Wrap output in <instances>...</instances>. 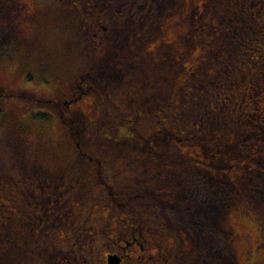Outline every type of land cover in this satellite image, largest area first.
<instances>
[{
  "label": "rangeland",
  "instance_id": "obj_1",
  "mask_svg": "<svg viewBox=\"0 0 264 264\" xmlns=\"http://www.w3.org/2000/svg\"><path fill=\"white\" fill-rule=\"evenodd\" d=\"M19 1L21 0H0V227H3L4 233L5 231L13 232L15 230L13 218L19 215V207L24 210V214L39 212L36 203L38 200L44 204V207L50 209L59 206L54 202V199L49 203L44 199L51 188H44L42 192L34 190L33 198H29L27 190L22 191L21 195L26 198L23 201V206L18 204L21 201L10 200L11 197L19 196L20 192L18 190L20 184L17 183V187H14L15 184L12 181L20 175V171L31 169L30 163L34 162L49 174L74 171L75 169L82 171L85 181L87 177L90 178L85 185L91 199L95 200H101L99 189L102 187V182L100 184L96 179V176L100 175L101 181H104L110 188L103 185V191L108 192L109 201H116V197H121L117 200L119 211L130 212V217L134 218L129 221L132 226L138 224L136 218L145 217L146 212L152 213L155 228L141 226L142 232H140L144 234L146 229L151 227L150 233L156 242L159 240L157 243L160 244L162 237L166 236L177 242L183 235L184 228L189 230L181 218L182 215L189 216L188 213L196 211L198 207L196 202L198 199L193 200V196L188 197L186 193H178L179 191L184 192L178 188L183 186V177L189 174L199 176L196 171L197 167H200L199 160L202 157L199 154L202 151V148L199 147L201 135L194 136L192 141L180 137L187 130V132L199 131L201 133L206 131L208 128L202 126L204 113L217 114L219 108L215 102L223 98L227 92L235 90L237 95L229 97L233 106L238 105L237 109L241 107L243 111L253 113V121L260 116V120L264 122V74L255 75L256 71L264 72V66L259 63L264 59V27L260 31L253 32V37L248 40L249 46L241 42L236 48V52L233 51L228 55L230 51H228L227 45H223L225 41L219 23L224 22L228 26L236 23L233 11L240 15L238 12L240 3L236 4L235 0H199V15L194 12V4L188 3L184 22L188 34L197 32L199 24L200 62L199 72L188 75L184 110L176 109L179 115L176 112L171 114L167 112L168 114H166V110L163 113L164 111H159L157 108L150 112L140 111L138 112L140 113L139 117L135 118L131 124L126 120L129 115H126L124 111L115 114L109 110L106 113L105 108L102 107L98 113V123L93 127L87 128L82 117L79 116L77 132L71 136L63 123L56 118L57 113L48 105L50 104L48 99L56 100L61 91H65L66 79L72 75L74 69H78L79 63L76 58L71 60L63 54V33L57 32L56 34V31L48 29L41 31L40 45L34 52L35 55L41 53L40 49H44L45 53L49 52L48 59L52 67H57L58 73L54 74L57 76L52 75L51 67L47 70L35 69L28 64V58L21 57L22 52L19 44L11 41V38L15 36L14 27L17 26L15 18L18 11L15 6ZM48 1L37 0L43 5H46ZM3 15L6 17L4 20ZM246 17L243 16V20ZM207 31L209 33H206ZM216 37H218L216 40L218 43L212 41ZM191 47L192 41L189 37L188 50ZM217 79L221 81V87L218 89L213 86V81ZM93 84L98 86L99 83L94 82ZM160 84L167 85L165 82H160ZM202 86L204 89L201 88ZM2 87H9L7 89L12 96L3 97ZM154 97L155 102H162L164 94L157 91ZM91 98L92 96L87 95L83 101L90 102ZM205 107L209 108L206 112H204ZM226 112L224 110V114ZM39 114H45V116L42 117ZM227 124L233 126L234 123L229 120ZM262 131L264 133V129ZM123 135H130V137L125 139ZM138 136L148 140V143L140 138L133 139ZM16 137L23 142L21 146L17 144ZM227 140L221 142V150L226 144L232 146L231 138ZM262 142L251 139V150L255 153L261 149ZM148 147L153 151L152 153L147 151ZM230 151L231 149H229ZM193 152L198 154L188 158L178 157L183 160L180 163H176L177 159L173 157L176 153L178 156L179 154H193ZM85 154L91 156L92 160L87 161ZM250 156L237 157V161H235L236 157L225 156V158L228 161L244 162L254 166ZM262 158L264 159V155ZM94 159L100 162V165L95 164L97 162L93 161ZM261 162L262 166L259 167L264 173V162ZM33 169L36 168L33 167ZM239 170L240 168H233L231 172L235 173ZM7 176L12 180H6ZM253 179L255 182L258 180L256 176ZM47 181L50 184V181ZM59 184L60 181L57 179L54 185L58 186ZM193 185L195 189L199 190V180ZM120 186L123 187L121 190H126V192L119 195L114 194ZM183 187L185 189V186ZM63 188V185L60 184L57 188L58 192ZM174 192L176 194L169 197L168 194ZM95 202L96 205L88 203V208L86 210L83 208L79 214L84 217L87 215V211L93 209L99 210L94 214L98 216L111 209V207L103 208L102 200ZM97 202L99 203L97 204ZM121 202H123L122 205ZM148 202L149 210L147 208L145 210L142 206ZM180 206L182 208L179 211L178 207ZM133 208H138V210L133 213L130 210ZM49 216L47 226H42V230H38L47 235L51 233L48 230L53 225H58L53 222L52 215L49 214ZM44 217L46 216L43 215V220ZM227 221L234 233V252L238 264H264V205L255 206L248 204L243 199L234 200L228 206ZM119 222L118 225H121L122 222ZM33 226L27 225L26 230ZM61 227L64 232V225ZM75 227L67 234L60 233L58 235V241L64 248L60 246L62 251L72 249V255L82 256L89 261L87 249L92 246L91 263L94 264L98 256V254L95 255V249L97 247L99 249L100 244L111 246V240L95 235L93 242L88 241L86 231L81 232ZM116 229L123 231L120 238L125 241H129L130 237L138 232V229L123 230L121 226ZM58 231L59 229H53V235H56ZM2 236L3 234L0 237L2 238ZM182 240L185 241L184 238ZM138 241L144 248L143 241ZM82 247L84 250L80 249ZM191 248L193 255L199 251L198 245ZM110 251H118L117 246ZM151 254L153 255V253Z\"/></svg>",
  "mask_w": 264,
  "mask_h": 264
},
{
  "label": "flooded vegetation",
  "instance_id": "obj_2",
  "mask_svg": "<svg viewBox=\"0 0 264 264\" xmlns=\"http://www.w3.org/2000/svg\"><path fill=\"white\" fill-rule=\"evenodd\" d=\"M188 3L194 4V12L199 15V0H49L46 5L37 0H21L15 6L18 11L15 18L17 26L14 27L15 36L11 41L19 44L21 57L28 58L29 65L41 70L51 67L54 75L58 73L57 67L50 65L49 52L45 53L44 49H40L42 54L35 55L34 51L40 45V34L44 29L67 35L62 34L63 54L71 60L76 58L78 69H74L66 79L65 91H61L56 100L48 99L50 104H46L56 111V118L71 136L77 132L79 116L87 128L93 127L98 123V113L102 107L106 113L109 110L115 114L124 111L129 115L126 120L132 124L139 117L140 111L150 112L157 108L163 113L166 110V114H171L178 113V108L184 110L183 107H186L188 75L199 72L200 62L199 24L197 32L188 34L184 22ZM263 16L264 10L259 19V30L264 27ZM189 37L192 41L190 50L187 48ZM94 82H98V86ZM7 88L9 87L1 88L3 97L12 96ZM157 91L164 94L162 102H155ZM87 95L92 96L90 102L83 101ZM155 125L157 126L156 120ZM123 137L126 139L130 135ZM138 138L145 140L140 136L133 139ZM145 141L148 143V140ZM16 142L20 146L23 144L18 137ZM147 151L153 152L149 147ZM188 154H174L173 157L188 158L198 153ZM85 155L87 161L92 160L91 156ZM95 164L100 165V162ZM30 167L31 169L20 171V175L12 181L14 187H17V183L20 184V192L19 196L11 197L10 200L23 202L26 198L21 195L22 191L27 190L29 198H33L34 190L42 192L44 188H51L44 199L47 203L54 199L59 206L50 209L38 200L36 203L39 212L34 211L33 214H24V210L19 207V215L13 218L15 230L6 234L5 238V253L1 258L5 264H92V246L87 249L89 261L82 256L72 255V249L62 251L58 235L67 234L74 226L81 232L86 231L88 241L93 242L95 235L111 240V246L100 244L99 249H95V255L98 256L94 264H199V251L195 255L191 252V247L198 245L194 242L196 234H190L184 228L183 235L177 242L166 236L162 237L160 244L157 243L159 240L156 242L150 233V228H155L152 213L146 212L145 217L136 218L138 224L132 226L129 221L134 218L130 217V212L119 211L117 200L121 197H116V201H109L108 192L103 191V185L107 184L101 181L100 175L96 179L98 183L102 182L99 194L103 208L111 209L98 216L94 214L99 210L90 209L83 217L79 212L83 208L86 210L88 203L96 205V200L101 201L91 199L85 185L89 177L86 182L82 171L77 169L49 174L34 162L30 163ZM5 178L12 180L8 176ZM57 179L64 187L59 192L57 188L60 184L54 185ZM121 188L123 187L120 186L114 194L126 192ZM180 188L184 192L178 193H186L184 187L178 189ZM21 202L18 204L23 206L24 202ZM148 206L149 202L142 208L149 210ZM181 208L178 207V210ZM130 210L134 213L138 208ZM49 214L58 225H53L48 230L51 233L47 235L38 230L47 226ZM43 215L46 216L44 220ZM185 215L181 218L187 224ZM119 221L122 222L121 225H118ZM27 225L34 226L26 230ZM61 225H64V232ZM119 226L123 230L138 229V232L129 241H125L120 238L123 231L116 229ZM141 226L151 227L143 234ZM53 229H59L56 235H53ZM138 240L143 241L144 248ZM116 246L118 251H110ZM80 249L84 250L83 247Z\"/></svg>",
  "mask_w": 264,
  "mask_h": 264
},
{
  "label": "trees",
  "instance_id": "obj_3",
  "mask_svg": "<svg viewBox=\"0 0 264 264\" xmlns=\"http://www.w3.org/2000/svg\"><path fill=\"white\" fill-rule=\"evenodd\" d=\"M235 2L236 4L240 3L238 9L240 15L233 11L236 23L231 26L224 22L219 23L225 41L223 45H227L228 51H230L228 55L233 51L236 52V48L241 42L248 45L250 43L248 40L254 35L253 32L255 30L260 31L261 20L259 19L264 10L263 0H235ZM225 10H227L226 7ZM4 15L3 20L6 19ZM243 16H247V20H243ZM217 38L212 41H216ZM217 46L219 45L217 44ZM259 63L264 66V59L260 60ZM258 73L264 74L263 71H256L255 75ZM213 86L217 89L220 88L221 81L214 80ZM201 88L204 89V86ZM226 95L224 94L223 98L215 102L219 108L217 114L207 113L209 108L205 107L204 112L206 113H204L202 126L208 128L206 131L201 133L199 131L187 132V130V133L180 137L192 141L194 136L201 135L199 147L202 148V151L199 154L202 157L199 160L200 167H197L196 171L199 176L189 174L182 178L187 196H193V200L198 199L196 201L197 210L189 212V216H185L187 218L186 226L189 227L187 232L197 236H195L194 242L198 243L199 246V264H238L234 252V233L227 221L228 206L232 201L239 199L255 206L264 205V173L259 167L262 166L261 161L264 162L262 158L264 155V133L262 131L264 122L260 120V116L253 121V113L243 111L241 107L237 109L238 105L233 106L229 97H235L237 95L236 90L227 92ZM224 110L227 111L225 114ZM39 115L45 116V114ZM229 120L234 123L233 126L227 124ZM229 138H231V142L233 141L232 146L226 144L221 150V142L223 140L228 141ZM209 139L212 140L209 141ZM251 139L263 141L261 143L262 148L255 153L251 150ZM229 149H231L230 152ZM225 156L236 157L235 161H237V157L250 156L254 166L244 162L228 161ZM176 159V163L183 161ZM233 168H240V170L233 173L231 172ZM255 176L258 179L257 182L253 179ZM198 180L199 190L195 189L193 185ZM174 194L176 193L168 195L172 197ZM5 233L8 234L9 231L8 233L5 231ZM5 233L3 227H0V236L3 234L2 238L0 237V244L2 243L0 245V259L3 257L4 245H6ZM2 247L3 250L1 251ZM3 263L4 260L1 259L0 264Z\"/></svg>",
  "mask_w": 264,
  "mask_h": 264
}]
</instances>
